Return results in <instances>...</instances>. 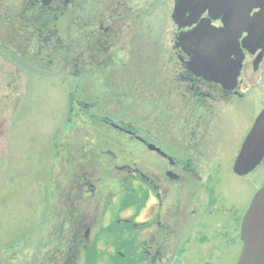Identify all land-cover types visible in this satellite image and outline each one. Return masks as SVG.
Masks as SVG:
<instances>
[{
  "label": "flooded vegetation",
  "instance_id": "1",
  "mask_svg": "<svg viewBox=\"0 0 264 264\" xmlns=\"http://www.w3.org/2000/svg\"><path fill=\"white\" fill-rule=\"evenodd\" d=\"M166 1L173 2L171 43L156 50L169 53L162 69L170 74L155 88L165 91L167 131L155 133V123L145 130L139 120L104 113L98 106L104 95L89 99L85 81L126 71L129 86L154 95L149 67L140 57L156 27V6ZM246 2L254 43L244 46L247 31L238 38L243 61L230 86V80L214 77H229L241 53L220 56L217 69L223 70L208 77L193 66L197 47L216 42L199 36L220 34L225 27L222 16L209 10L196 20L190 10L176 13V0H1L0 64L27 65L26 76L82 78L80 100L68 91L70 111L90 125V135L99 139L103 129L130 141L122 146L103 140L99 147L75 150V139L72 145L69 139L64 165L50 173L57 179L48 184L47 213L38 221L46 230L38 252L45 264H238L244 216L259 189L242 200L223 174L236 150L233 175L245 178L264 165L263 159L254 171H235L244 140L264 110V0ZM254 92L261 106L251 124L247 109ZM168 123L178 127L177 137Z\"/></svg>",
  "mask_w": 264,
  "mask_h": 264
},
{
  "label": "rangeland",
  "instance_id": "2",
  "mask_svg": "<svg viewBox=\"0 0 264 264\" xmlns=\"http://www.w3.org/2000/svg\"><path fill=\"white\" fill-rule=\"evenodd\" d=\"M156 7V27L146 39V52L140 57L149 67L146 77L151 93L155 94L149 96L141 91V87L129 86L127 81L131 73L126 71H106L99 76L90 75L85 83L89 99L101 97V93L104 95L98 105L105 107L104 113L120 116L129 123L139 120L145 130L155 123V133H166L167 122H164L166 116L162 113L161 103V94L165 91L157 92L155 85L160 84L161 77L170 74L162 69L169 61V53L159 52L156 46L171 43L173 23L170 15L173 2L166 1ZM69 20L70 14L64 19L65 33L69 30ZM68 40L67 36V43ZM120 56V60L125 58L124 55ZM136 62L140 61L136 59ZM28 68L27 65L0 64V264H45L44 257L38 252L43 249L46 230L38 221L47 213L48 184L57 179V175L51 176L50 173L54 168L64 165L62 156L68 151L69 139L70 145L75 139V150L99 147L103 140L114 145L130 144L127 136L122 135L121 138L110 132L106 133L103 129L99 139L90 135V125L83 119L76 118V113L70 111L68 91H74L75 102L80 100L81 96L76 90L79 89L82 78L71 75L64 79L61 76L39 75V72L26 76ZM103 85L106 87L99 90ZM72 105L78 111V105ZM260 106V99L254 92L247 109L251 124ZM229 117L231 115L226 119ZM148 122L151 124L148 125ZM170 126L171 124L167 126L168 129ZM171 128L172 135L177 137L178 127ZM240 140L236 141L234 149L239 146ZM59 152L61 153L58 154ZM236 152L237 150L229 158V166H226L227 170L223 175L231 186L240 189L242 200H246L250 192L264 185V165L245 178L233 175L230 167ZM233 196L236 197V194Z\"/></svg>",
  "mask_w": 264,
  "mask_h": 264
},
{
  "label": "water",
  "instance_id": "3",
  "mask_svg": "<svg viewBox=\"0 0 264 264\" xmlns=\"http://www.w3.org/2000/svg\"><path fill=\"white\" fill-rule=\"evenodd\" d=\"M245 1L176 0L175 11L180 16H184L190 10L195 14L197 20L206 10H209L210 13L223 18L225 27L220 34L209 32V34L198 38L205 41L216 40V42H211L202 48L197 47L194 52L195 61L193 66L197 69L199 75L208 77V75L222 71V68L217 69L220 56L232 58L233 53H241L239 60L234 64V69L230 71L229 77L224 78L220 75L214 77V79L222 82L230 80V86L236 84L243 61L238 38L242 32L247 31L250 36L248 43H244V46L250 48L254 43L251 36L253 26L249 24L248 3H245ZM206 31L208 30H203V32ZM256 120L250 134L244 140L243 147L235 162V171L239 175L254 171L264 159V110ZM250 206L242 226L244 246L238 264H264V186L257 191Z\"/></svg>",
  "mask_w": 264,
  "mask_h": 264
}]
</instances>
